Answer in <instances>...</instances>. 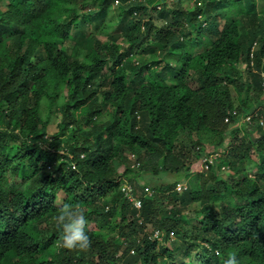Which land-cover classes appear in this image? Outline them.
I'll return each mask as SVG.
<instances>
[{"label":"trees","instance_id":"obj_1","mask_svg":"<svg viewBox=\"0 0 264 264\" xmlns=\"http://www.w3.org/2000/svg\"><path fill=\"white\" fill-rule=\"evenodd\" d=\"M262 74L264 0H0V264H264ZM65 202L85 251L57 247Z\"/></svg>","mask_w":264,"mask_h":264},{"label":"clouds","instance_id":"obj_2","mask_svg":"<svg viewBox=\"0 0 264 264\" xmlns=\"http://www.w3.org/2000/svg\"><path fill=\"white\" fill-rule=\"evenodd\" d=\"M124 182H121L120 188ZM128 203L131 204V206L133 207L130 201H128ZM51 220L53 228L58 233L56 243L59 249H65L70 251H85L89 249L91 245V240L87 232L88 219L84 210L78 203H63L59 207V211L57 212V214L52 216ZM224 264H240V260L235 254H229L225 259Z\"/></svg>","mask_w":264,"mask_h":264},{"label":"rangeland","instance_id":"obj_3","mask_svg":"<svg viewBox=\"0 0 264 264\" xmlns=\"http://www.w3.org/2000/svg\"><path fill=\"white\" fill-rule=\"evenodd\" d=\"M116 6H117V4L114 3L113 6L111 7L112 8L111 10H113V11L110 14L111 18H113L115 20L118 18L117 17V7ZM221 25H222V21H219V28H221ZM98 37H99L100 40H104L105 39L104 36H98ZM121 38H123V37H121ZM122 48H126V43L125 42L121 43V49ZM196 52H198V50ZM125 55H130V53L127 52ZM258 109H261L260 106L258 107ZM59 116L60 115L57 114V113H54L52 115V118H51L52 120H51V122H50V124L48 126V131L50 133H54L56 131V124H57V122L59 120L58 119ZM86 128H87L86 125H82L81 126L82 130H85ZM249 130H252V128H249ZM256 134L257 135L263 134L262 128L260 130H258L256 132ZM131 155L132 154H130L127 157V161H126L130 168H131L132 164L135 163V161L131 162V159H130ZM133 158L135 160V157H133ZM201 165H202L201 161H199L197 164H195V166H192L191 169L193 171H196V172L200 173L201 172ZM138 174H139V176H141L139 179H137L138 185L139 186H141V185L144 186V189H147V190H150L152 188V186H154V185L169 184V183H172L173 181H175L177 179L179 180V182H182L184 185H187V180H188V179L186 180V179H184L182 177L178 178L175 175L168 174V173H162V174L160 173L157 177H153V175L147 176L146 173H144V172H138ZM189 208H190V210L195 209L193 205H191Z\"/></svg>","mask_w":264,"mask_h":264},{"label":"built area","instance_id":"obj_4","mask_svg":"<svg viewBox=\"0 0 264 264\" xmlns=\"http://www.w3.org/2000/svg\"><path fill=\"white\" fill-rule=\"evenodd\" d=\"M261 85H262V88L264 89V74L261 75ZM236 115V112L233 111L231 112V116L234 117ZM250 117L251 116H246L243 120H241L242 123L244 122H247V123H250ZM229 122V116H226L225 119H224V123H228ZM259 125L261 127L264 126V123L262 121H259ZM134 156L131 155L130 159H131V162H134ZM219 157V154H214V155H210L208 156V158H205L201 161V171L202 170H207V168L209 167V165H212L214 164L215 162H217V158ZM134 167H138V163H134L132 164L131 168H134ZM221 170H224V167H221ZM185 189V186L183 184H178L176 187H175V190L176 191H180V190H184ZM120 192L123 194L124 198H126L128 201H130L133 205V207L135 209H139L140 208V203L141 201L135 196L134 194V187L128 183V182H124L123 185L121 186L120 188ZM145 192H146V195H150L151 192L147 189H145ZM154 235L156 236L157 233L154 232ZM134 251L133 250H130L129 251V254H133Z\"/></svg>","mask_w":264,"mask_h":264}]
</instances>
